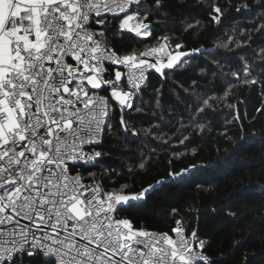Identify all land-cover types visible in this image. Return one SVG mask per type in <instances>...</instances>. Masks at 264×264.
<instances>
[{
    "label": "snow or ice",
    "instance_id": "1",
    "mask_svg": "<svg viewBox=\"0 0 264 264\" xmlns=\"http://www.w3.org/2000/svg\"><path fill=\"white\" fill-rule=\"evenodd\" d=\"M193 2L221 27L233 11L251 20L241 25L233 17L232 34L221 45L238 61L235 71L208 62L214 79L227 82L222 95L214 87L201 89L195 80L191 91L175 86L184 94L178 102L185 105L187 124L177 139L185 148L193 139L183 132L206 134L221 103L231 117L221 135L233 142L228 126L240 118L238 105L229 102L237 99L233 78L264 93V0ZM180 4L188 6V0ZM178 7L171 0H0V264H216L205 254L202 233L189 229L187 220L209 212L219 216L215 209L174 207L173 227L166 232L120 215L125 207L146 203L163 184L184 181L199 165L170 171L129 194L127 184L112 187L120 173L100 163L109 153L96 150L106 138L159 131H137L131 121L155 116L154 108L161 109L167 98L166 70L188 62L189 52L173 51L170 38L158 34L165 26L160 21H168ZM129 37L144 47L123 43ZM149 39L155 44L148 46ZM192 52L203 55L201 49ZM153 74L162 78L164 91L151 85ZM117 113L119 122L113 124ZM139 159L140 169L150 162ZM81 166L85 171L77 170ZM96 167L99 172L87 171ZM256 187L257 199L243 207L229 203L224 215L250 235L264 237V186Z\"/></svg>",
    "mask_w": 264,
    "mask_h": 264
},
{
    "label": "trees",
    "instance_id": "2",
    "mask_svg": "<svg viewBox=\"0 0 264 264\" xmlns=\"http://www.w3.org/2000/svg\"><path fill=\"white\" fill-rule=\"evenodd\" d=\"M171 2L180 7L170 14L168 21H160L165 26L158 34L167 35L175 51V44L184 45L178 51L190 53L188 62L177 67L174 72L166 70L169 80L167 98L166 101L162 99L161 109L154 108L155 116L138 115L131 121L132 127L137 131L149 127H158L159 131L149 136H144L143 133L126 138L121 136L119 140L106 138L104 146L99 148L101 152L109 155L100 163L109 167V171L115 169L120 173L119 176H113L112 187L119 188L127 184L125 192L129 194H135L141 187L163 180L170 171L179 172L192 164L199 165L200 167L186 174L187 179L184 181L163 184L147 197L146 203L125 207L120 215L131 219L134 224L139 222L144 228L166 232L173 227L170 210L174 207L190 212H197L201 207L204 210L215 209L219 216L209 212L203 216L187 217L188 228L197 227L198 234L202 233L201 238L207 245L205 253L210 258H216V264H264V237L250 235L249 229L230 221L224 215L229 203L233 208L243 207L242 202L258 198L260 189L256 185L264 186V177L261 176L264 170V113L257 111L264 110V93L258 87L250 89L235 78L232 79L237 99L229 102L238 105L240 117L228 126L227 136H231L233 142L221 135L225 130V118L231 119L229 110L223 103L218 105L219 114L210 117L212 126L206 134L198 131L183 132V135L193 139V143L187 148L177 139L180 136L178 129L182 128V123L187 124V117L182 116L184 103L178 102V97L182 101L184 94L175 86L182 85L191 91L189 86L195 80L201 89L214 87L215 94L222 95L221 89L227 82L223 78L220 81L214 79L208 71V62L219 61L224 72L229 71V66L232 71L238 68L236 58L221 45L225 42V36L232 34L228 24L233 22V17H236L233 23L246 25L251 16L244 19L233 11L221 27L211 21L204 6L194 3L193 0H188V6L181 5L180 0ZM203 2L207 5L211 0ZM227 2L235 3L236 0ZM246 2L251 5L253 0ZM123 43L137 48L144 47L135 43L131 37ZM152 44L155 41L149 39L148 46ZM193 49H201L203 55L192 52ZM201 68L205 69L204 73H201ZM212 69L217 70L215 64ZM151 85L165 90L162 78L156 74L151 77ZM169 120L171 123L165 126ZM118 122L117 113L112 123ZM241 136L243 139H240ZM192 148L196 149L195 154L192 153ZM139 157L150 161L143 169L138 167L143 162ZM229 168L231 171L225 175L224 170ZM77 170L83 172L85 168L81 166ZM87 171L99 172V167L88 168ZM249 185L251 187L247 188Z\"/></svg>",
    "mask_w": 264,
    "mask_h": 264
},
{
    "label": "built area",
    "instance_id": "3",
    "mask_svg": "<svg viewBox=\"0 0 264 264\" xmlns=\"http://www.w3.org/2000/svg\"><path fill=\"white\" fill-rule=\"evenodd\" d=\"M97 151H100V148L98 147L97 149H96ZM156 231H159V230H156ZM160 232H164V231H160ZM206 254V253H205ZM207 255V254H206ZM208 256V255H207ZM209 257V256H208Z\"/></svg>",
    "mask_w": 264,
    "mask_h": 264
},
{
    "label": "rangeland",
    "instance_id": "4",
    "mask_svg": "<svg viewBox=\"0 0 264 264\" xmlns=\"http://www.w3.org/2000/svg\"><path fill=\"white\" fill-rule=\"evenodd\" d=\"M173 51H175V50H173ZM176 51H178V50H176Z\"/></svg>",
    "mask_w": 264,
    "mask_h": 264
}]
</instances>
